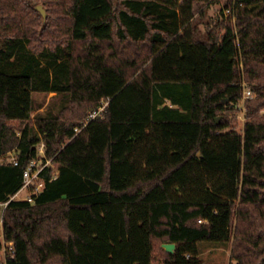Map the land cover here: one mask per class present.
<instances>
[{"label": "trees", "instance_id": "1", "mask_svg": "<svg viewBox=\"0 0 264 264\" xmlns=\"http://www.w3.org/2000/svg\"><path fill=\"white\" fill-rule=\"evenodd\" d=\"M220 1L0 0V264H202L200 243L264 264V0L195 39ZM36 93L57 113L32 118Z\"/></svg>", "mask_w": 264, "mask_h": 264}, {"label": "rangeland", "instance_id": "2", "mask_svg": "<svg viewBox=\"0 0 264 264\" xmlns=\"http://www.w3.org/2000/svg\"><path fill=\"white\" fill-rule=\"evenodd\" d=\"M225 8L226 0L220 1L219 3H209L205 5L197 3L193 8V16L190 20V28L192 30L193 37L199 40L203 39L206 31L213 24L220 21L221 18L226 17L227 12H225ZM239 67L242 71L241 64ZM53 97L54 94H33L36 110L32 113V118L37 113H46L49 109H52L54 113H57L61 105L59 101H54L52 99ZM262 113H264V111ZM236 119L238 121L239 129H241L243 124V109L240 110L239 113H236ZM23 196L24 193H21L17 198L21 199ZM1 211L2 210L0 209V213ZM230 248V243L223 245L216 243H200L198 244L199 260L202 262V264H235V262L230 258ZM153 264H160V261L157 259Z\"/></svg>", "mask_w": 264, "mask_h": 264}, {"label": "built area", "instance_id": "3", "mask_svg": "<svg viewBox=\"0 0 264 264\" xmlns=\"http://www.w3.org/2000/svg\"><path fill=\"white\" fill-rule=\"evenodd\" d=\"M228 12V11H227ZM253 96L251 92L249 91L248 88L243 86V91H242V101L237 105V108L239 110L243 109V102L247 99H252ZM104 109V105L98 108L95 112H92L85 122L82 124V127H85L91 120L95 119L96 117L101 116L102 112ZM76 133L79 132V130H75ZM43 154V144H40L38 147V155ZM49 164V162H45L42 164L40 159L32 160L30 161L29 165L27 166L26 170L23 172V185L21 191L15 196V198L18 197L19 194L24 193L22 200H26L29 203H32L33 201V196L37 195L42 188V182L41 180V172L43 169ZM14 165H16V162H14ZM6 204L3 205V208L5 207ZM1 215L2 211L0 213V245H1V253L2 256L4 257L5 254L13 253V250L11 246L6 245L3 239V233H2V226H1ZM200 222V221H199Z\"/></svg>", "mask_w": 264, "mask_h": 264}, {"label": "water", "instance_id": "4", "mask_svg": "<svg viewBox=\"0 0 264 264\" xmlns=\"http://www.w3.org/2000/svg\"><path fill=\"white\" fill-rule=\"evenodd\" d=\"M38 10H40V7H37ZM219 121V118L216 119V122ZM162 249L168 253V254H173L175 250V245L174 244H163Z\"/></svg>", "mask_w": 264, "mask_h": 264}]
</instances>
